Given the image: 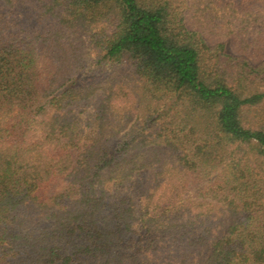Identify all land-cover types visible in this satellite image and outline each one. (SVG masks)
I'll list each match as a JSON object with an SVG mask.
<instances>
[{"label": "trees", "instance_id": "16d2710c", "mask_svg": "<svg viewBox=\"0 0 264 264\" xmlns=\"http://www.w3.org/2000/svg\"><path fill=\"white\" fill-rule=\"evenodd\" d=\"M191 2L195 18L185 0H0V264H151L173 242L206 243L190 264H264V63L206 42L212 5L240 15L239 47L264 44V0ZM73 37L133 69L135 100L79 81ZM113 99L134 100L129 128ZM211 178L197 197L230 225L189 238L204 212L183 192Z\"/></svg>", "mask_w": 264, "mask_h": 264}, {"label": "rangeland", "instance_id": "374dc122", "mask_svg": "<svg viewBox=\"0 0 264 264\" xmlns=\"http://www.w3.org/2000/svg\"><path fill=\"white\" fill-rule=\"evenodd\" d=\"M207 7L213 8V10L210 9L211 11L207 12L211 13V18L209 19L211 20V23L207 25L211 32L209 33L210 38H206V42L209 47L213 48L217 43H222L224 44L225 53L229 54L233 58L244 60L251 65L263 64L264 44L258 45L257 43V45H252L248 51L247 49L245 51L243 47H239L236 44V41L231 38L234 26H237V23H239L238 21L240 20V15L230 11L229 9H225V11L222 12V10H219L216 6L214 8L212 5H207ZM185 12H187L189 17L195 18L198 16L196 6H194L191 0H185L184 11H182V13ZM190 20L192 21L193 19L190 18ZM192 22L194 23V21ZM258 30V24H254L252 28L247 31L245 36H247L248 40L256 38L257 41H260L262 38L258 36ZM63 56L66 58L63 62H65V65L68 68L74 70L76 77L81 83H94L99 88L116 86L117 90L119 87L125 86V88L131 93V96L128 97V99L136 98L138 89L137 82L131 74V72H134L133 69L125 62L120 64L112 62H97V56L94 50L87 43L85 37H73L72 39H69L64 45ZM99 93L101 92L99 91ZM103 98L104 95L101 97L99 96V100H102ZM128 99H125L124 103L119 102L118 99H113V102H109V114L113 117V120L117 121L120 117L122 118L124 112L118 111L121 108H123L125 113L128 114L127 118L122 120V122H124L123 124L127 126V128H129L135 119V111L132 109L133 101L135 99H131V101H128ZM124 132L125 131L120 133L119 138H121ZM153 172L154 171L152 169L148 170L149 179L153 176ZM212 179L213 178H211L209 182L202 183L189 180L183 192L184 199L189 201V204L191 205V217L193 219L197 216L200 210L204 212L203 217H200L199 220L196 218L194 220L193 228L196 227L200 229L197 231L195 230V233H191L189 238L198 237V235L202 234L210 240L218 234L224 233L226 228L230 225L231 218L223 205L210 199L204 202L200 197H197L198 190L207 186ZM200 220H203V223H201ZM165 245L166 246L158 252L156 257L151 260V264H166L167 255L173 253H175L174 258L175 256L178 257L177 259H168L170 264H176L178 260H184L185 264L187 262L190 264V254L194 255L196 251H199L202 255L206 249V243L201 246L196 245V247L190 242H173L171 244L166 243ZM184 254H187L189 257L182 256ZM141 264H150V262L145 263V261L141 259Z\"/></svg>", "mask_w": 264, "mask_h": 264}]
</instances>
